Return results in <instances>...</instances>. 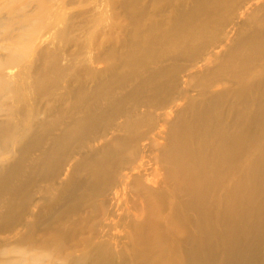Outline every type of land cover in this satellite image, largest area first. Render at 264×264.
<instances>
[{
    "label": "rangeland",
    "instance_id": "rangeland-1",
    "mask_svg": "<svg viewBox=\"0 0 264 264\" xmlns=\"http://www.w3.org/2000/svg\"><path fill=\"white\" fill-rule=\"evenodd\" d=\"M193 102L229 120L248 103L264 137V0H0V262L264 264V202L222 224L166 204ZM104 146L95 175L80 160Z\"/></svg>",
    "mask_w": 264,
    "mask_h": 264
},
{
    "label": "bare ground",
    "instance_id": "bare-ground-1",
    "mask_svg": "<svg viewBox=\"0 0 264 264\" xmlns=\"http://www.w3.org/2000/svg\"><path fill=\"white\" fill-rule=\"evenodd\" d=\"M187 35L191 37L190 33ZM137 49L139 50V48ZM241 104L246 106L245 109L235 112L232 120H229L223 116L213 118L209 112L214 111V107L204 109L203 112V109L193 102L188 107L189 117L186 118L182 115L173 123L169 137V148L164 153L166 166L163 171L166 174L167 190L162 192L166 197V204L176 208L175 216H185V209L188 208L191 211L202 212L205 216L210 217V220L219 221L222 224L227 219L225 217L226 212L233 210L230 214L232 215L246 208L245 204L249 202V198L253 199V203L263 204L264 201L261 200V197L264 191V161L259 160L257 162L259 157L257 160L254 157L263 152L264 137L261 134L264 127L262 132L257 131V129L253 130L251 125L254 118H251L246 112L249 108L248 103L242 102ZM86 122V118L80 119L75 129ZM72 134L74 135L75 132ZM102 139L104 138L87 139L88 142L84 143L85 145L81 146L78 151L76 150L74 159L77 161V156L89 152ZM108 151L109 148L104 146L90 157L80 160V163L82 161L83 165H86L95 175H100L99 168L102 163L100 156ZM5 168H2L3 172ZM110 168H108V172L111 170ZM124 173L121 174L122 181L121 183L119 181L120 185L118 183L117 190L124 191L127 186L129 174ZM9 179L8 177L7 185L10 184ZM169 188L174 192L172 196L169 195ZM4 194L6 195V192ZM10 199H0V203L8 204ZM254 200L256 201L254 202ZM235 215L236 218L241 214ZM11 251L13 252V250ZM27 255L24 254V257L26 258ZM36 259L38 262V258L35 257L28 260L34 263ZM21 262L23 261L17 259L0 262V264L24 263Z\"/></svg>",
    "mask_w": 264,
    "mask_h": 264
}]
</instances>
